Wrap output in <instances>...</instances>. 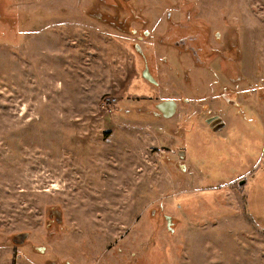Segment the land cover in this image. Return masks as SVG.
Segmentation results:
<instances>
[{
    "label": "rangeland",
    "instance_id": "374dc122",
    "mask_svg": "<svg viewBox=\"0 0 264 264\" xmlns=\"http://www.w3.org/2000/svg\"><path fill=\"white\" fill-rule=\"evenodd\" d=\"M120 1L0 0V264H264V0H181L213 53L168 66Z\"/></svg>",
    "mask_w": 264,
    "mask_h": 264
},
{
    "label": "flooded vegetation",
    "instance_id": "af4514ba",
    "mask_svg": "<svg viewBox=\"0 0 264 264\" xmlns=\"http://www.w3.org/2000/svg\"><path fill=\"white\" fill-rule=\"evenodd\" d=\"M125 1L128 0H122L120 2H115L113 6H115V9H125L127 10V15L122 17L121 21L115 24V26L120 29L121 27L127 26L125 23H128L132 21V23H135L137 21L143 22L141 24L142 26H145V29L143 31L144 35L140 36V40L142 43L147 44L146 47H149L151 49L150 58L151 64L154 62L156 64L161 65H167L168 62H173L170 60V55H176L175 59H177L179 56L182 57V55L188 53L186 50L189 47V44L192 45L194 43H199V56H207V54L213 53L212 48L209 45V27L208 25L204 26L203 24L195 22H190L193 18L191 14L192 8L188 7H182L181 0H145L147 1L149 8L148 13L142 16V14L135 9H132V7L129 4L125 5ZM174 1V2H173ZM170 2V5L168 4ZM124 3V4H123ZM186 5V4H185ZM196 5V4H194ZM184 9V10H183ZM121 13V12H120ZM119 13V14H120ZM198 13V11H197ZM119 16H116V19H118ZM124 18V20H123ZM196 19L199 20L198 17ZM228 20V19H227ZM229 21V20H228ZM230 23V21H229ZM226 24L227 26H230ZM207 24V23H206ZM151 26L154 29V32L151 30ZM134 31H132L133 33ZM138 33V32H137ZM216 37H220L219 35H215ZM141 49L138 48L135 45V53L139 57L140 61L144 64V68L141 71V77L144 80H147L148 82H153L155 85H157L156 75L154 74L153 70L151 68H147L149 61L146 59L148 58L146 48L143 49L142 45ZM167 53V54H166ZM189 54V53H188ZM202 57V58H203ZM155 58V60H154ZM147 65V66H146ZM171 69V67H170ZM227 102L230 106H240L235 104V102L231 98H221L220 101ZM165 101H174L172 99H167ZM165 101H161L159 103H156L154 105V108H156V105L160 103H164ZM176 113L178 111V104L176 101ZM242 107V106H241ZM247 107V106H246ZM248 108V107H247ZM158 114L163 118V114L156 108ZM248 111V110H247ZM176 113L172 116L174 117ZM219 113V112H216ZM170 117V118H172ZM215 118L211 121V123H208L210 119ZM220 120L222 123L224 122L225 126L220 131H214L217 129L220 125V123H217L215 120ZM206 124L207 128L213 133H219L223 132L227 125V121H224V119L221 117L220 113L219 116L212 115L208 117V119L203 120ZM181 153V152H180ZM56 221V217H55ZM57 222V221H56Z\"/></svg>",
    "mask_w": 264,
    "mask_h": 264
},
{
    "label": "water",
    "instance_id": "95a60500",
    "mask_svg": "<svg viewBox=\"0 0 264 264\" xmlns=\"http://www.w3.org/2000/svg\"><path fill=\"white\" fill-rule=\"evenodd\" d=\"M156 108L163 114L164 118H170L176 113V103L174 101H165L164 103H160L156 105ZM215 119L212 118L209 120L208 123H211V121ZM217 123H220L219 127L215 129L214 131H220L224 128L225 124L222 123L219 119L215 120ZM182 153V152H181ZM180 153V155H181ZM241 184H243V181H241ZM54 217H56V221L60 222V212L55 211L52 213ZM28 233H21L17 235V239H14V242L19 245H23L27 241Z\"/></svg>",
    "mask_w": 264,
    "mask_h": 264
}]
</instances>
